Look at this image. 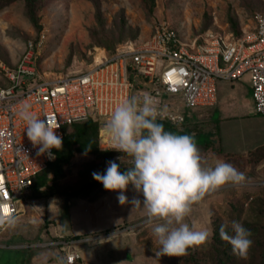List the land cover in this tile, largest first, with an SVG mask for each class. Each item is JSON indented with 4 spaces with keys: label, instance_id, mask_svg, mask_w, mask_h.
Masks as SVG:
<instances>
[{
    "label": "rangeland",
    "instance_id": "rangeland-1",
    "mask_svg": "<svg viewBox=\"0 0 264 264\" xmlns=\"http://www.w3.org/2000/svg\"><path fill=\"white\" fill-rule=\"evenodd\" d=\"M256 13L264 16V0H0V85L9 82L7 70L14 68L26 53L31 55L29 66L34 73L21 74L20 79L34 82L83 69L98 48L110 54L125 41L147 38L162 23H169L189 37L208 29L240 36L253 29ZM247 78L245 74L236 81L242 88L235 99L237 111L225 115L210 108L213 112L201 116L189 129L182 124L178 126L182 132L177 130V134L193 137L209 165L223 160L245 176L242 184L226 183L192 205L187 221L209 227L213 233L209 243L190 248L184 256L157 257L158 245L146 224V209L130 203L134 197L143 201L142 193L129 184L124 191L128 202L121 204L117 198L120 190H106L95 180L84 195L56 194L31 204L23 200V214L11 227L0 230V264H49L48 257L53 256L55 248L36 244L48 239L44 231L47 221L43 219H52L59 228L65 220L82 227L97 226L106 206L120 220L116 230L126 231L124 238L128 240L135 239L136 257L141 264H260L264 260V114L251 111ZM223 81L219 80V84ZM196 109L209 106L179 105L184 116ZM207 118L211 121L206 122ZM66 129L71 126L66 125ZM217 136L215 145L205 144ZM109 160H115L120 167L132 166L131 158L124 155L93 160V156L83 154L74 159L59 184L74 190L90 181L93 172L104 173ZM232 221L251 231L252 245L246 258L235 255L231 245L220 237L222 224L228 225L229 235L234 234ZM223 248L229 258L222 254Z\"/></svg>",
    "mask_w": 264,
    "mask_h": 264
},
{
    "label": "built area",
    "instance_id": "built-area-1",
    "mask_svg": "<svg viewBox=\"0 0 264 264\" xmlns=\"http://www.w3.org/2000/svg\"><path fill=\"white\" fill-rule=\"evenodd\" d=\"M252 30L240 36L210 29L189 37L169 23L155 27L142 40H129L93 60L83 69L56 78L28 82L30 53L7 70L9 82L0 85V217L6 228L30 202L35 175L54 158L53 148L38 154L26 135L23 114L49 118L62 136L63 127L89 117L100 121L98 146L112 145L104 125L113 109L131 95L149 93L158 102L160 120L173 125L185 121L179 105L211 106L217 100L219 80L235 81L247 74L253 113L264 114V16L255 14ZM119 152V151H117ZM76 250L65 251L64 264H77Z\"/></svg>",
    "mask_w": 264,
    "mask_h": 264
},
{
    "label": "clouds",
    "instance_id": "clouds-1",
    "mask_svg": "<svg viewBox=\"0 0 264 264\" xmlns=\"http://www.w3.org/2000/svg\"><path fill=\"white\" fill-rule=\"evenodd\" d=\"M159 116L157 100L146 92L118 104L104 125L105 133L111 148L130 157L132 166L122 172L115 160H109L104 174L93 172L92 177L106 190H120L117 198L121 204L128 202L124 191L129 184L142 193L143 201L134 197L130 203L146 209V224L158 245L156 256H184L190 248L209 243L213 235L209 227L187 221L192 205L226 183L242 184L245 176L223 160L209 165L191 135L165 130L157 122ZM23 119L28 139L34 147L40 146L38 154L62 148V137L54 131L58 124L53 126L48 117L42 120L31 114H23ZM211 216L209 213V223ZM5 222L0 217V225ZM227 227L220 226L221 239L231 245L235 255L246 258L251 231L238 221L231 223L233 235Z\"/></svg>",
    "mask_w": 264,
    "mask_h": 264
},
{
    "label": "crops",
    "instance_id": "crops-1",
    "mask_svg": "<svg viewBox=\"0 0 264 264\" xmlns=\"http://www.w3.org/2000/svg\"><path fill=\"white\" fill-rule=\"evenodd\" d=\"M236 81L237 80H224L220 84L218 81L216 103L209 106V109H196L185 115L186 121L183 122L185 125L184 128L189 129L191 125L200 120L201 116L206 113H211L212 109L210 108H217L220 114L225 115L237 111L235 107V99L236 96H239L242 93V88L240 85L236 84ZM246 81L249 82L248 78ZM252 102L251 96V105ZM251 111H253L252 107ZM210 121V118H207L206 122ZM218 139L219 137L217 139L212 138L210 141L215 145L216 142H218ZM262 143H264V139ZM33 201L34 200H30L29 203L31 204ZM23 212H20L8 226L11 227V224L15 219L22 215ZM99 217H102L103 219L101 218L99 220L97 226L87 225L82 227L81 225L68 223V221L65 220L64 226H61L60 228L54 226V222L51 221L52 219L47 220L42 218L43 222L45 220L47 221V223L44 222L46 228L44 231L47 232L48 239L46 238V240L40 241L36 244H43L42 246L55 248V253L53 256L50 255L48 257L47 262L49 264H64V252L76 250L80 255L77 264H141V260L136 257L137 244L135 239L130 238L128 240L127 238H124V235L127 234V232H118L115 228L120 221L116 216V213H114L109 206H106L105 211L102 212V215ZM49 225L52 229H49ZM132 245L133 247H131Z\"/></svg>",
    "mask_w": 264,
    "mask_h": 264
},
{
    "label": "trees",
    "instance_id": "trees-1",
    "mask_svg": "<svg viewBox=\"0 0 264 264\" xmlns=\"http://www.w3.org/2000/svg\"><path fill=\"white\" fill-rule=\"evenodd\" d=\"M158 123H162L165 130L177 134L178 126L167 121L157 119ZM71 129L67 130L66 126L62 130V148L57 150L53 148L54 158L48 163L47 167L34 176L29 193L26 197L29 200H38L57 195L80 196L94 186L95 180L83 182L78 188L68 190L61 187L59 180H62L70 167L74 163V159L80 155H91L93 160L119 154L127 156L122 152L100 150L98 146V134L100 121L97 118L89 117L86 120L70 124ZM185 129V128H184ZM182 132V130H179ZM207 145L213 144L212 141L205 142ZM130 158V157H129ZM127 168L120 167V171H125ZM50 174V176H49ZM104 174V173H102ZM57 190V191H56ZM222 254L229 258L228 252L223 248ZM264 255V254H263ZM222 263H225L223 258H220ZM261 260L260 264H263Z\"/></svg>",
    "mask_w": 264,
    "mask_h": 264
},
{
    "label": "bare ground",
    "instance_id": "bare-ground-1",
    "mask_svg": "<svg viewBox=\"0 0 264 264\" xmlns=\"http://www.w3.org/2000/svg\"><path fill=\"white\" fill-rule=\"evenodd\" d=\"M104 55V51L101 48L97 49L96 57L99 58L100 56Z\"/></svg>",
    "mask_w": 264,
    "mask_h": 264
}]
</instances>
